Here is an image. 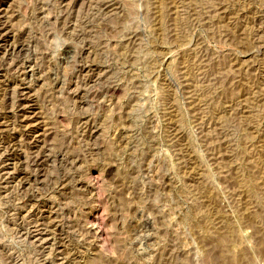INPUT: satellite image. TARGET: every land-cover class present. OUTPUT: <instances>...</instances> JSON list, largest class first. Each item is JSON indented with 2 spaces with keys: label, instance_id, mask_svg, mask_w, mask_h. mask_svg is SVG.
<instances>
[{
  "label": "rangeland",
  "instance_id": "1",
  "mask_svg": "<svg viewBox=\"0 0 264 264\" xmlns=\"http://www.w3.org/2000/svg\"><path fill=\"white\" fill-rule=\"evenodd\" d=\"M0 35V264H264V0H0Z\"/></svg>",
  "mask_w": 264,
  "mask_h": 264
},
{
  "label": "bare ground",
  "instance_id": "2",
  "mask_svg": "<svg viewBox=\"0 0 264 264\" xmlns=\"http://www.w3.org/2000/svg\"><path fill=\"white\" fill-rule=\"evenodd\" d=\"M1 36V35H0ZM18 47V46H17ZM21 47V46H20ZM21 49H22V47H21ZM16 51V50H15ZM20 51V50H19ZM26 100L25 99H23V103L25 102ZM21 104V103H20ZM20 107H22V106H20ZM25 108V107H24Z\"/></svg>",
  "mask_w": 264,
  "mask_h": 264
}]
</instances>
